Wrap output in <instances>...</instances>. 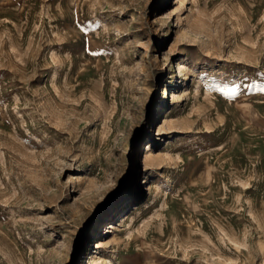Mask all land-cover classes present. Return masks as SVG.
Returning a JSON list of instances; mask_svg holds the SVG:
<instances>
[{"label":"rangeland","instance_id":"rangeland-1","mask_svg":"<svg viewBox=\"0 0 264 264\" xmlns=\"http://www.w3.org/2000/svg\"><path fill=\"white\" fill-rule=\"evenodd\" d=\"M264 264V0H0V264Z\"/></svg>","mask_w":264,"mask_h":264},{"label":"bare ground","instance_id":"bare-ground-1","mask_svg":"<svg viewBox=\"0 0 264 264\" xmlns=\"http://www.w3.org/2000/svg\"><path fill=\"white\" fill-rule=\"evenodd\" d=\"M90 264V263H89Z\"/></svg>","mask_w":264,"mask_h":264}]
</instances>
